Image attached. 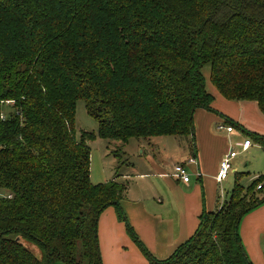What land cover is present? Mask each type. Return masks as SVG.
Listing matches in <instances>:
<instances>
[{
  "label": "trees",
  "instance_id": "trees-1",
  "mask_svg": "<svg viewBox=\"0 0 264 264\" xmlns=\"http://www.w3.org/2000/svg\"><path fill=\"white\" fill-rule=\"evenodd\" d=\"M206 65L223 98L264 115V0H0V264H102L108 207L149 264H251L238 230L264 203L252 193L264 175L247 188L237 179L164 261L128 225L126 185L90 181L96 138L121 152L131 139L183 137L194 152L193 115L213 112ZM78 100L97 131L77 138Z\"/></svg>",
  "mask_w": 264,
  "mask_h": 264
},
{
  "label": "crops",
  "instance_id": "crops-1",
  "mask_svg": "<svg viewBox=\"0 0 264 264\" xmlns=\"http://www.w3.org/2000/svg\"><path fill=\"white\" fill-rule=\"evenodd\" d=\"M209 93L213 96V112L197 110L193 115L194 152L184 148L177 154L167 153L156 159L145 154V143H138L135 148L145 156L149 166L138 172L136 178L148 183L138 185L136 192L127 186L120 206L139 242L159 261L168 259L195 234L204 212L215 211L226 200L224 182L218 183L216 175L228 150L248 139L251 146L245 151L239 150V154L248 153L253 146L264 152L248 136L251 133L264 137V115L257 104L226 100L216 89ZM225 120L237 126L232 127ZM219 125L231 126L233 132L218 133ZM240 138L243 140L239 141ZM176 165L186 168L187 183L172 176ZM238 232L251 264H264V207L246 214ZM97 237L102 264H149L128 236L124 224L117 220L114 208H107L100 215Z\"/></svg>",
  "mask_w": 264,
  "mask_h": 264
},
{
  "label": "rangeland",
  "instance_id": "rangeland-1",
  "mask_svg": "<svg viewBox=\"0 0 264 264\" xmlns=\"http://www.w3.org/2000/svg\"><path fill=\"white\" fill-rule=\"evenodd\" d=\"M202 74L207 83L206 89L208 92H211V90L215 91V88L209 82L208 65L203 67ZM81 131L96 133L97 124L87 115L83 101L78 100L75 109V135L77 138L79 137ZM216 131L218 133H223L225 130ZM242 140L243 138L239 139V141ZM138 143H145V154L156 159L165 156L167 153L177 154L179 151L184 150V148L187 150L190 149L189 143L185 138L166 136L152 138L148 142L131 139L129 143L125 145L124 148H122L121 152H117L112 141L96 138L89 143V170L91 183L100 184L103 183L102 180L109 181L115 179L116 181L124 183L126 187L129 186L132 192L137 191L138 185L148 183V180L145 182L137 180L136 178V174L138 172H140L142 169L149 168V166H147L145 163V156L140 155V150L137 151L135 149ZM235 149L237 150L236 147ZM171 158H173V156H171ZM174 160L175 159H173V161ZM231 166L232 170L235 168V171H230L228 178L223 181L226 199H228L230 196V192L234 185L235 176L238 177L237 182L239 185L243 188H247L257 177H259V175L264 174V152L262 150H257V148L253 146L248 153L238 154L237 157L231 161ZM263 183L264 181H261V183L257 184L253 188L252 193L256 199H262L264 197ZM261 186H263L262 191L257 189L258 187L261 188ZM240 194L245 196L247 195L245 190L240 191ZM5 195L6 192L0 189V197H4ZM250 198L251 193L247 195V201H249ZM262 207H264V203L260 204L257 208L251 211H255L256 209H260ZM23 245L32 251L37 258H40L39 249L34 244L24 241Z\"/></svg>",
  "mask_w": 264,
  "mask_h": 264
},
{
  "label": "built area",
  "instance_id": "built-area-1",
  "mask_svg": "<svg viewBox=\"0 0 264 264\" xmlns=\"http://www.w3.org/2000/svg\"><path fill=\"white\" fill-rule=\"evenodd\" d=\"M217 129L220 131L225 130L227 133L233 132V128L231 126L219 125ZM250 146H251V142L248 139L244 140L242 143L235 144V147L237 148V150H240V151H245ZM237 150L236 149H229L228 152L222 157V159L219 163V169H218V172L216 175V181L218 183L223 182L227 178L230 171H234V170H232L231 161L235 157H237V155L239 154V151H237ZM190 162L193 163L194 160L191 159ZM172 176L174 178L178 179L179 181H182L183 183H187L189 181L188 172H187L186 168L184 166H181V165H176L173 167ZM257 189H260V187H258Z\"/></svg>",
  "mask_w": 264,
  "mask_h": 264
}]
</instances>
